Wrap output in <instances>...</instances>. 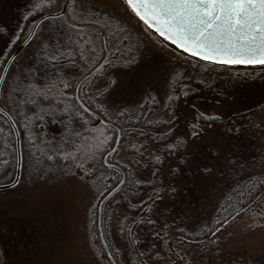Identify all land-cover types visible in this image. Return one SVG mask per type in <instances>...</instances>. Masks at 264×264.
Here are the masks:
<instances>
[{"label":"trees","instance_id":"16d2710c","mask_svg":"<svg viewBox=\"0 0 264 264\" xmlns=\"http://www.w3.org/2000/svg\"><path fill=\"white\" fill-rule=\"evenodd\" d=\"M23 1L24 12L21 19L23 29L26 28L29 32L37 19L49 14L52 0ZM35 4H42V7L35 8ZM49 21L52 24L49 31L55 32L57 42L43 44L40 39L37 41V62L29 67L28 77L18 90L17 103L10 116L20 135L21 150L28 154L27 157L34 164L55 173L66 171L80 175L97 192L99 202L109 194L102 202V230H99L97 222L89 228V245L98 251L97 254L104 255L106 264H195L196 260L190 257L187 259L185 256L189 253L188 247L200 243L199 240H204L206 236L212 237L209 240L214 241L213 236L233 220L248 216L252 226H264V157L249 160L230 158L231 166L227 169L232 170L225 175L229 178L228 181L223 182L225 168L219 165L216 168V156L210 155L217 140L210 139L211 146L198 145L210 156L202 154L195 159L191 155L199 148L192 151L188 149L191 143L198 144L193 139H188L194 124L188 122L186 130L175 132L178 124L176 125V120L174 122L172 100L176 103L180 94L175 89L179 87L184 90L187 87L195 90L201 93L200 101L207 103L205 97L213 92H223L224 83L220 78H212L209 72L222 73L221 67L227 65L208 64L194 58L200 66L201 76L193 78L182 73L176 79L177 82L171 85V92L163 99V110L156 108L157 103L154 100L147 99L136 107L110 114L94 101H90L88 92L84 91L88 82L85 81L79 88L78 98L93 113L90 114L80 105L75 94L69 92V88L63 89L59 84V80H66L69 84L73 82L79 77L75 73L83 67L79 49L76 47L78 41L68 38L75 28L62 17ZM21 33L22 31H17L16 39H19ZM14 42L9 46V51L14 46L17 48L22 41L18 46ZM28 46L27 50L30 47ZM75 49L77 52L74 53ZM126 51L128 54V50ZM53 55L56 56L55 61L49 59ZM173 78L175 79V75ZM53 82H56V88L52 89L47 100L41 96L29 95L25 91L26 88L31 91ZM180 100L190 107L197 103L190 100L188 94ZM66 108L67 112L64 111ZM198 120L210 121L203 117ZM209 125V128L214 127L215 131L231 139L245 135L248 138L262 137L264 100L244 110L227 113L224 117L219 116L216 122L211 120ZM94 129L102 131L108 140L99 144L104 136L94 139L97 137ZM117 132L119 138L113 151ZM203 133L202 131V137ZM169 144L175 147L169 149ZM81 146H91V151L84 154L77 152L76 149ZM14 153L13 132L5 118L0 115V180L6 178L11 181L14 159L16 164ZM157 156L160 157L159 161L154 159ZM197 168L198 171L194 170ZM215 168L218 169L217 184H221L218 188L221 189L224 199L221 203L219 201L212 217V207L195 208L194 216L186 213L192 211L187 208L184 198L186 188L183 186L195 184L204 187L206 184L197 176L207 183V180L213 182ZM117 208L120 212L114 215L113 211ZM175 210L176 213L181 210L179 215H172ZM107 217L113 223L110 226L106 225ZM107 228L111 232L109 237L106 236ZM204 229H207L206 234H203ZM173 237L176 238L172 240Z\"/></svg>","mask_w":264,"mask_h":264},{"label":"rangeland","instance_id":"374dc122","mask_svg":"<svg viewBox=\"0 0 264 264\" xmlns=\"http://www.w3.org/2000/svg\"><path fill=\"white\" fill-rule=\"evenodd\" d=\"M23 2L0 0V27L5 29L0 32V72L6 58L16 48L14 46L8 50L16 39L17 31L22 33L14 45L23 41L30 32L23 29ZM63 4L64 0H52L49 13L60 11ZM66 16L71 24L79 26L73 27L74 32L68 38L78 41L76 47L79 49V58L83 61V67L75 73L79 77L70 83L69 92L75 93L77 80L103 61L89 80H85L88 82L84 91L88 92L90 101L110 114L136 107L147 99L154 100L156 108L163 110V99L171 92V85L177 82L176 79L182 73L193 78L201 76L196 59L187 57L169 41L148 29L127 8L124 0H69ZM42 23L32 40L11 62L2 84L0 106L9 115L14 112L18 90L28 77L29 67L37 62V41L40 39L43 44L57 42L55 32L49 31L52 26L49 19ZM97 30L103 33L106 55ZM221 68L222 73L215 74L212 73L215 71H211L209 74L212 78L215 76L224 81L223 92L207 95L205 99L208 104L200 101L201 93L187 87L184 90L177 87L176 93L179 91L180 94L176 103L172 100V107L174 122L176 120V125L178 124L175 132L186 130L188 122L199 125L198 128L191 129V133L195 130L199 136L192 137L190 132L188 134V139H193L198 144L191 143L188 149L196 150L202 144L211 146L210 139L217 140V145L211 148L212 152L209 154L216 156V168L218 165L225 168L222 181L227 182L229 178L225 175L232 170L227 169L231 166L230 158L249 160L264 157V136L248 138L245 135L231 139L215 131L216 128H209L211 121L198 120V113L224 117L227 113L244 110L264 100V66L227 65ZM187 94L190 100L197 102L193 107L186 106V102L180 100ZM203 150L199 148L191 157L198 159L202 154L210 156ZM21 154L19 183L10 190L0 191V264H106L104 255L97 254L98 251L89 245V228L97 222L99 230H102L101 213L99 217L97 207L103 199L99 202L97 192L80 175L66 171L51 172L34 164L26 152L21 150ZM13 164L14 176L15 159ZM216 168L213 182L207 180V183L197 176L206 184L204 187L182 185L186 188L184 198L187 208L192 211L186 213L193 215L196 214L195 208L212 207V217L219 201L221 203L224 199L218 188L221 184H217ZM194 170L198 171V168ZM8 182L10 179L0 180V184ZM181 210L178 213L175 210L172 215H179ZM119 212L120 209L117 208L113 214L118 215ZM105 220L107 226L113 224L108 217ZM206 231L204 229L203 234ZM109 234L111 232L107 228L106 236L109 237ZM173 235L175 234H171ZM209 239L212 237L206 236L204 240H199L200 243L189 246L186 258L196 260L195 264H264V226H252L248 216L230 222L213 236L214 241Z\"/></svg>","mask_w":264,"mask_h":264},{"label":"snow or ice","instance_id":"6c2138e0","mask_svg":"<svg viewBox=\"0 0 264 264\" xmlns=\"http://www.w3.org/2000/svg\"><path fill=\"white\" fill-rule=\"evenodd\" d=\"M124 3L148 29L187 57L208 64L264 65V0H124ZM34 7L40 8L42 4ZM3 31L5 29L0 27V32ZM49 59L55 61L56 56ZM59 84L63 89L70 87L66 80H59ZM54 88L56 82L31 91L26 88L25 91L47 100ZM199 117L210 121L219 119L203 113ZM198 127V124L193 125L194 129ZM94 131L97 132L94 139L104 136L102 131ZM191 135L195 137L198 132L194 130ZM107 140L108 137L104 136L99 144ZM167 147L173 149L175 146L169 144ZM76 151L84 154L91 151V146H81ZM154 159L159 161L160 157Z\"/></svg>","mask_w":264,"mask_h":264},{"label":"water","instance_id":"95a60500","mask_svg":"<svg viewBox=\"0 0 264 264\" xmlns=\"http://www.w3.org/2000/svg\"><path fill=\"white\" fill-rule=\"evenodd\" d=\"M68 4H69V0H64V4H63V7L61 8L60 11L58 12H55V13H49V14H46V15H43L42 17H40L39 19H37L35 21V23L32 25L31 29H30V32L29 34L27 35V37L20 43V45L13 51V53L9 56V58L7 59L5 65L3 66V69L1 71V74H0V92H1V87H2V84L4 82V79H5V76H6V73L8 71V68L11 64V62L13 61V59L24 49V47L32 40L38 26L45 20L47 19H52V18H57V17H62L69 25H71L72 27H78L79 26H75L73 24H71L68 19H67V16H66V10H67V7H68ZM101 36V40H102V45H103V49L105 51V55L107 54V49H106V46H105V39H104V36H103V33L100 31V30H97ZM103 64V61L94 69L92 70L91 72H89L86 76H84L79 82L78 84L76 85V88H75V97L77 99V101L81 104L79 98H78V91H79V88L81 86V84L86 80L88 79L95 71H97L99 69V67ZM91 73V74H90ZM82 107L84 109H87L85 108L83 105ZM87 111L90 113V114H93L91 111H89L87 109ZM0 115L3 116L5 118V120L7 121L9 127L11 128L12 132H13V136H14V140H15V154H16V164H15V171H14V176H13V179L8 182V183H3V184H0V191H5V190H10L12 188H14L20 181V177H21V170H22V154H21V145H20V135H19V132H18V129L13 121V119L11 118V116L1 108L0 106ZM99 121H101L99 118H98ZM102 122V121H101ZM104 123V122H102ZM107 124V123H106ZM118 138H119V132H117V137H116V141H115V144H114V147L113 149L116 148L117 146V142H118ZM112 149V150H113ZM109 154V153H108ZM105 159V158H104ZM109 196L106 195L103 200L101 201V203L99 204V207H98V216L100 217V213H101V206H102V202ZM101 234V232H100Z\"/></svg>","mask_w":264,"mask_h":264}]
</instances>
